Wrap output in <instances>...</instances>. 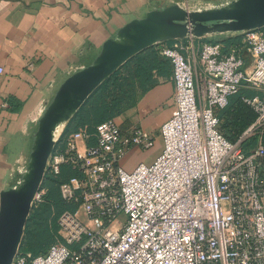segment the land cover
Listing matches in <instances>:
<instances>
[{"label": "built area", "instance_id": "obj_1", "mask_svg": "<svg viewBox=\"0 0 264 264\" xmlns=\"http://www.w3.org/2000/svg\"><path fill=\"white\" fill-rule=\"evenodd\" d=\"M241 43L248 63L238 47L224 52L218 41L201 44L198 65L190 41L160 47L171 63L176 111L160 125L162 148L152 162L131 170L119 163L128 147L152 146L154 135L139 126L127 134L115 117L70 132L46 170L56 174L64 162L77 170L59 183L73 207L60 212L44 252L18 248L10 264H264V98L243 97L256 115L234 142L215 111L242 81L264 85L263 31L244 30ZM252 134L256 143L245 153L239 142Z\"/></svg>", "mask_w": 264, "mask_h": 264}, {"label": "crops", "instance_id": "obj_2", "mask_svg": "<svg viewBox=\"0 0 264 264\" xmlns=\"http://www.w3.org/2000/svg\"><path fill=\"white\" fill-rule=\"evenodd\" d=\"M229 0H0V190L14 185L26 168L37 120L59 84L73 71L88 64L102 42L116 30L147 10L179 3L201 8ZM198 9V8H191ZM240 35L238 51L248 63L251 55L242 48L243 31H225L203 36L181 37L192 42L187 50L198 65V50L203 42ZM172 39L157 42L161 47ZM32 62V66H28ZM170 74L146 90L137 103L115 116L123 132L136 126L152 134L176 111L174 84ZM245 86L264 98V85ZM259 90L260 92H256ZM14 99L9 102L8 98ZM217 109V108H216ZM216 111V110H215ZM157 139L147 154L150 159L160 152ZM131 154H146L131 146L121 157L128 162ZM135 165V164H134ZM134 165L124 166L133 168Z\"/></svg>", "mask_w": 264, "mask_h": 264}, {"label": "water", "instance_id": "obj_3", "mask_svg": "<svg viewBox=\"0 0 264 264\" xmlns=\"http://www.w3.org/2000/svg\"><path fill=\"white\" fill-rule=\"evenodd\" d=\"M264 25V0H229L191 9L179 3L146 11L107 37L86 65L57 87L37 120L26 168L19 180L0 190V264H10L19 248L35 192L44 178L56 133L92 90L136 52L160 41L187 35L244 31Z\"/></svg>", "mask_w": 264, "mask_h": 264}, {"label": "trees", "instance_id": "obj_4", "mask_svg": "<svg viewBox=\"0 0 264 264\" xmlns=\"http://www.w3.org/2000/svg\"><path fill=\"white\" fill-rule=\"evenodd\" d=\"M264 33V25L260 27ZM224 50L238 47L240 35L234 34L222 39ZM171 72L170 59L160 52L154 43L130 56L112 73L104 78L86 97L81 105L62 126L55 141L53 151L65 147L67 135L79 126L86 125L90 131L109 117H115L125 109L135 105L141 95L159 81V76ZM248 87L239 89L228 96L225 106L217 108L219 130L230 141L239 139L242 131L255 118L254 109L243 100L244 96L253 95ZM13 97L8 98L9 102ZM257 136L249 135L240 140L243 152L248 153L255 145ZM264 144V135L262 137ZM77 174V170L69 163H62L58 173L53 174L47 169L40 188H44L41 200L33 204L28 214L19 251L32 254L44 252L49 244L56 239L58 216L64 208L73 206L62 199L59 183L69 176Z\"/></svg>", "mask_w": 264, "mask_h": 264}, {"label": "rangeland", "instance_id": "obj_5", "mask_svg": "<svg viewBox=\"0 0 264 264\" xmlns=\"http://www.w3.org/2000/svg\"><path fill=\"white\" fill-rule=\"evenodd\" d=\"M201 5H205L204 3H194V4H191V5H189L191 8H201L200 6ZM256 92H260L259 90H257ZM61 127V126H60ZM60 127L58 128V130H57V133H58V131L60 130ZM154 135V144H155V141H157V139L159 140H161V142H162V138H161V136H160V133H159V131L157 132V133H154L153 134ZM253 135H255V136H257L256 134H253ZM82 144V142L79 140L78 141V145L80 146ZM153 144V145H154ZM153 145L152 146H149V147H139L140 149H142V150H144L145 152H146V154H131L130 156H129V158L127 159L128 160V162L127 163H125L124 164V166H130V165H136L137 163H139L140 161H142V162H145V163H150V162H152V159H150V156L149 155H147L149 152H150V150L153 148ZM131 147V146H130ZM138 147V146H137ZM129 148V147H128ZM127 148V149H128ZM127 149H126V151H127ZM125 151V152H126ZM125 152H124V154H125ZM123 154V155H124ZM122 155V156H123ZM120 160H121V157H120V159H119V163L121 164V162H120ZM122 165V164H121ZM134 165V166H135ZM123 166V165H122ZM123 166V167H124ZM133 166V167H134ZM125 168V167H124ZM125 169H127V170H131L130 168H125ZM121 215H123V214H121ZM122 217V216H121ZM42 253V252H41Z\"/></svg>", "mask_w": 264, "mask_h": 264}]
</instances>
